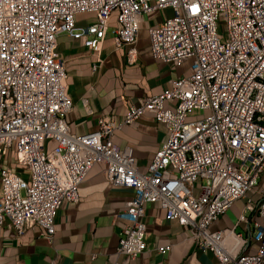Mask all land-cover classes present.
<instances>
[{
    "label": "built area",
    "instance_id": "2783aa9c",
    "mask_svg": "<svg viewBox=\"0 0 264 264\" xmlns=\"http://www.w3.org/2000/svg\"><path fill=\"white\" fill-rule=\"evenodd\" d=\"M164 8L171 15L148 29L151 54L164 63L190 59L188 74L126 101L120 121L99 116L94 130L74 133L57 36L98 49L115 13L114 44L133 63L143 16ZM79 13L94 14V22L77 28ZM196 110L205 114L187 119ZM145 112L166 127L167 139L140 170L132 149L113 137ZM8 154L12 162L0 165V231L7 219L17 235L36 225L52 241L59 207L78 201L79 184L99 162L107 182L133 191L104 264H126L143 251L147 203L185 227L214 256L211 264H264V0H0V155ZM238 199L234 225L212 228Z\"/></svg>",
    "mask_w": 264,
    "mask_h": 264
},
{
    "label": "crops",
    "instance_id": "0c3cea01",
    "mask_svg": "<svg viewBox=\"0 0 264 264\" xmlns=\"http://www.w3.org/2000/svg\"><path fill=\"white\" fill-rule=\"evenodd\" d=\"M169 15L171 9L164 8L143 16L136 40L137 59L133 63L126 61L124 47L114 44L115 13L109 17V29L98 49L88 48L67 33L57 36V50L66 72V89L73 101L65 120L74 133L94 130L99 116L120 121L126 112V101L136 104L141 98L162 91L171 79L188 74L187 60L178 64L164 63L154 59L150 51L148 29ZM94 20L92 13H79L76 27H84ZM93 65H96L95 70ZM82 99H86L93 113H87ZM166 139V127L156 122L151 112L123 125L113 137L118 146L132 149L140 170L146 168L155 150ZM53 144L47 141L46 146ZM1 156L4 155H0V165L12 162ZM102 168V163H94L79 184L78 201L59 207L52 241L43 237L36 225L26 227L22 235H17L5 219L0 231V264H104L115 250L123 226L118 213L133 196V191L130 187L111 185ZM231 207L212 223V228L234 225L237 217H231ZM141 221L147 231L145 248L126 264H211L215 261L211 253L195 246L185 227L165 217L158 203L145 205ZM166 243L171 248L163 254L157 247ZM93 253L96 255L91 258Z\"/></svg>",
    "mask_w": 264,
    "mask_h": 264
},
{
    "label": "rangeland",
    "instance_id": "374dc122",
    "mask_svg": "<svg viewBox=\"0 0 264 264\" xmlns=\"http://www.w3.org/2000/svg\"><path fill=\"white\" fill-rule=\"evenodd\" d=\"M219 32H221V33L223 34V36L226 35V31H225L224 26H220V28H219ZM190 62H191V60L189 59V60L186 61V64L189 65ZM204 114H205L204 111H198V110H196V111H194L191 115H189V116L187 117V119H195V118L200 117V116H202V115H204ZM1 157H2V156H1ZM4 158H5V159L7 158L6 160H9V161L12 160V158H11V156H10L9 154H8V155H4V157H2V159H4ZM258 186H262V187L264 186V172L262 173V175H261V177H260V179H259ZM260 188H261V187H260ZM248 195H249V196L251 195V197H252L253 200H255V199L257 198V195H255V194H248ZM243 203H244V199H238V200L232 205V207H231V212H230V215H231L232 218H236V217H237L238 212H239L240 208L242 207ZM237 230H238V231H241V228L238 227Z\"/></svg>",
    "mask_w": 264,
    "mask_h": 264
}]
</instances>
